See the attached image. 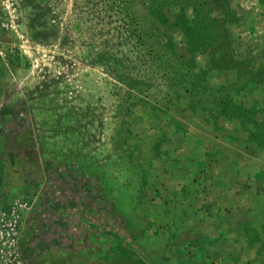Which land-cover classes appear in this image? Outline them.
Segmentation results:
<instances>
[{"label":"rangeland","instance_id":"obj_1","mask_svg":"<svg viewBox=\"0 0 264 264\" xmlns=\"http://www.w3.org/2000/svg\"><path fill=\"white\" fill-rule=\"evenodd\" d=\"M11 205L79 264H264V0H0Z\"/></svg>","mask_w":264,"mask_h":264},{"label":"crops","instance_id":"obj_2","mask_svg":"<svg viewBox=\"0 0 264 264\" xmlns=\"http://www.w3.org/2000/svg\"><path fill=\"white\" fill-rule=\"evenodd\" d=\"M77 219L81 220V218L77 217H72L69 220L67 217L56 218L46 215L44 218H38L37 222H35L36 226L37 224L39 225L38 229L45 228V230H43H48V232H45L47 238L43 240L44 242L38 241L36 243H33L32 236L29 238L30 235H28V232L30 223L28 218L25 219L23 221V228L25 231H22L21 237V264H79L74 257L76 256L77 249L81 252L88 247V245H86L88 238L83 237L80 232H71L74 228L75 230L77 229L76 226H67V224L76 225ZM31 226V228H33V224ZM68 229H70V231ZM32 246H34L38 253L34 256L27 254L28 248ZM88 250L90 255L96 253L93 252L92 248ZM72 251H74V254Z\"/></svg>","mask_w":264,"mask_h":264},{"label":"built area","instance_id":"obj_3","mask_svg":"<svg viewBox=\"0 0 264 264\" xmlns=\"http://www.w3.org/2000/svg\"><path fill=\"white\" fill-rule=\"evenodd\" d=\"M23 212L11 205L0 214V264H21Z\"/></svg>","mask_w":264,"mask_h":264}]
</instances>
